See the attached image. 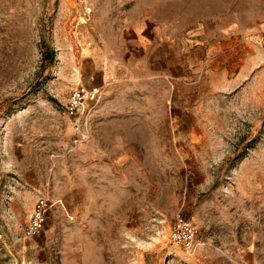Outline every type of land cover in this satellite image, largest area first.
<instances>
[{
    "label": "rangeland",
    "instance_id": "1",
    "mask_svg": "<svg viewBox=\"0 0 264 264\" xmlns=\"http://www.w3.org/2000/svg\"><path fill=\"white\" fill-rule=\"evenodd\" d=\"M0 264H264V0H0Z\"/></svg>",
    "mask_w": 264,
    "mask_h": 264
},
{
    "label": "built area",
    "instance_id": "2",
    "mask_svg": "<svg viewBox=\"0 0 264 264\" xmlns=\"http://www.w3.org/2000/svg\"><path fill=\"white\" fill-rule=\"evenodd\" d=\"M84 96L85 90L79 89L76 91L69 108L70 114H75ZM50 206L49 200L46 197L41 196L37 199L26 229L27 237H34L42 231L46 223ZM170 241L190 252L196 251L201 245L198 241V230L191 221L183 218L178 219L175 223L170 233Z\"/></svg>",
    "mask_w": 264,
    "mask_h": 264
}]
</instances>
